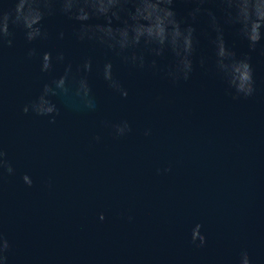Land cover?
Segmentation results:
<instances>
[{"label":"water","instance_id":"95a60500","mask_svg":"<svg viewBox=\"0 0 264 264\" xmlns=\"http://www.w3.org/2000/svg\"><path fill=\"white\" fill-rule=\"evenodd\" d=\"M191 7L184 0L174 5L180 17ZM44 25L47 40L29 45L17 32L13 47L0 52V145L15 169L0 174V233L11 244L8 264H239L242 250L251 264H264L259 47L249 53L247 42L225 27L229 46L238 56L250 54L254 68V93L234 99L211 71L197 67L189 81L173 85L76 40L74 20L57 14ZM32 46L62 51L73 66L92 58L95 111L61 97L55 123L22 112L49 78L37 60L26 59ZM200 47L211 55L203 36ZM109 59L126 98L97 71ZM63 67L57 65L53 75ZM121 120L132 130L115 138L104 123ZM197 224L206 237L202 248L191 243Z\"/></svg>","mask_w":264,"mask_h":264},{"label":"clouds","instance_id":"9594fccd","mask_svg":"<svg viewBox=\"0 0 264 264\" xmlns=\"http://www.w3.org/2000/svg\"><path fill=\"white\" fill-rule=\"evenodd\" d=\"M184 2L192 7L186 16L180 17L174 8L176 0H0V52L13 47L17 32L23 34L29 45L47 40L49 33L44 22L60 14L78 23L73 32L76 40L98 46L128 68L149 72L178 85L189 81L199 67L202 72L211 71L218 77L234 99L251 96L255 91L252 57L237 55L225 39V27L235 29L236 36L247 42L249 53L259 47L264 54V0ZM201 21L206 22V28L199 27ZM59 35L63 39L65 33L61 31ZM202 36L207 38L211 55L201 52ZM26 59L37 60L40 72L49 78L42 81L38 93L23 105L24 114L31 112L55 123L60 115L56 99L61 97L74 98L88 110H96V95L90 81L91 57L73 66L72 62H66L62 51L40 52L32 46L26 51ZM59 64L64 65L63 71L53 75ZM97 71L113 92L128 96L114 74L112 60L97 66ZM104 126L112 129L115 138L132 130L127 120L105 122ZM148 134L146 131L145 135ZM94 139L101 138L97 135ZM7 155L0 145V174L12 175L15 169ZM22 179L28 186L32 185L27 174ZM201 227L197 224L192 231L191 243L197 248L206 244ZM10 248V242L0 233V264H8ZM239 264H251L247 250L241 251Z\"/></svg>","mask_w":264,"mask_h":264}]
</instances>
